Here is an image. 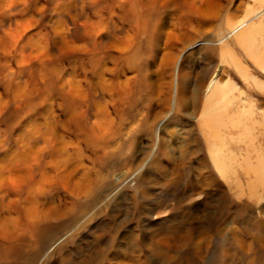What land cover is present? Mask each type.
I'll use <instances>...</instances> for the list:
<instances>
[{
  "label": "rangeland",
  "instance_id": "1",
  "mask_svg": "<svg viewBox=\"0 0 264 264\" xmlns=\"http://www.w3.org/2000/svg\"><path fill=\"white\" fill-rule=\"evenodd\" d=\"M87 18L98 23L106 21L109 15L88 13ZM40 19L38 14L32 17L13 15L9 1L0 0V264H251L252 261L264 264V243L258 241L257 231L246 227L255 217L264 221V215L257 212L256 205L251 204L247 195L238 198L239 191L231 182L235 174L225 178L218 173L222 183L218 200H214L218 202H208L209 196H206L207 202L202 205L204 212L198 217L174 218L169 206L151 213L158 209L162 200L172 195L168 186L160 183L159 173L161 168L170 167L169 158L184 164L179 171L183 183L175 189L183 188L186 180L198 173L199 159L207 160L214 168L208 146L211 137L205 135L198 123L199 113L205 105V99L194 85L200 72L207 67L218 72L224 67L229 89L236 94L241 92L244 97L251 94L255 100H260L263 97L255 94L259 89L232 64L224 62L221 66L219 55H210L207 59L208 54L202 51L196 61L190 58L187 62L186 69L190 74L186 72L182 82L186 90H183L180 106L166 116L167 122L161 113L166 107L165 101L171 98V84L168 78H160L159 72L165 71V66L159 62L153 67L152 81L156 87L153 113L138 117L135 109H127L125 116L118 118L108 105L109 120L93 115L94 107L89 103L78 110L84 123L106 138L105 147L97 146L78 130L72 118L74 109L67 106L62 97L59 70L72 73L75 53L60 51L61 43L54 39L51 24L45 20L37 22ZM255 19L259 22L261 16ZM113 22L120 31L127 27L120 18L113 17ZM195 29L189 32L201 39L203 33L219 34L217 25L207 29L210 32ZM38 31L43 36H38ZM29 36H32L31 40ZM180 40L177 41L179 46ZM237 46L234 50L238 61L251 74L250 81L264 85V70L244 58L242 47ZM172 50L179 53L181 47ZM80 56L87 60L85 54ZM141 92L144 97L149 95L146 88ZM47 106L52 108L49 113ZM26 120L29 123L24 122ZM50 121L69 142L65 145L66 159L63 161L53 154L51 144L46 142L45 128ZM28 125H34L37 132H34V138L23 140L18 134L24 132L26 126L29 128ZM221 133L226 143L223 152L227 158H234L232 165L240 169L243 162V155L238 150L240 137L225 128ZM30 144L34 147L33 152L28 149ZM154 160L159 161V169L151 166ZM9 168L16 170L9 172L12 176L8 175ZM149 168V177H153V181L146 179L139 185L136 179ZM71 169L77 176L68 184L61 182V174ZM239 172L240 184L247 194L248 177L241 170ZM83 173L91 176L83 177ZM157 179L160 182H156ZM72 183L81 187L80 197H75L70 187ZM91 195L98 197L93 199ZM44 220L48 233L33 235L31 225ZM201 228L207 237L198 232ZM261 234L264 236V232ZM55 241L63 242L62 249L51 253V244ZM240 241L246 244L245 247Z\"/></svg>",
  "mask_w": 264,
  "mask_h": 264
},
{
  "label": "bare ground",
  "instance_id": "2",
  "mask_svg": "<svg viewBox=\"0 0 264 264\" xmlns=\"http://www.w3.org/2000/svg\"><path fill=\"white\" fill-rule=\"evenodd\" d=\"M8 1L13 15L31 17L33 14L40 15L42 19L37 20V22L45 20V22L51 24L50 27L55 34L54 39L61 43L60 51L75 53L72 73L67 74L59 70L60 74L58 75L63 85L62 97L65 104L74 109L72 118H74L78 130L92 144L97 146H102L107 141L104 136L97 134L98 130L96 131L93 127L87 126L88 124L86 125L79 117L78 110H82L81 108L86 103L92 104L95 111L93 115L95 113L96 117L100 119H111L108 105L118 118H123L127 109H135L134 111L138 114V117L139 115L144 116V113L149 114L155 111L154 94L156 93V87L154 81H152L155 71H153V67L159 62H163L162 65L165 66V71L159 72V76L160 78H168L171 84V98L165 101L166 107L161 113L163 114L162 119L165 120L166 116L181 104L185 92L183 90H186L183 89L182 82L186 72L189 73L186 68L190 58L192 61L197 60L201 57V52L206 51V54H208L207 59H210V55H219L222 59L221 66L224 62H228L236 67L241 75L249 80L250 84L259 89V93L255 94L257 96L261 95L263 98L255 100L251 94L244 97L241 92L237 94L232 92L229 89L228 82H226L227 75H224V67H220L218 72L212 71L211 67H207L200 72V75L194 80V85L197 93L203 96V100L205 99V105L199 113L198 123L205 131V135L208 134L211 137L208 140V146H210V159L214 168L209 165L207 160L199 159V164L196 167L198 173L190 176L183 188L175 189L178 184L183 183L179 171L184 164L181 160L169 158L170 167L165 166L164 169H160L159 173L162 180L160 182L157 179L156 182L159 181L168 186L172 195L171 198L162 200L158 209H151V213L158 212L161 208H165L164 206H169L168 208L172 211L170 215H174V218L198 217L200 212H204L202 205L207 202L205 200L206 196H209L208 202L212 203V201L218 200L216 197L219 196L218 192L221 191L222 187L219 174L222 177L229 178L232 173L235 174V177L234 181L231 180V182L239 191L238 198L242 199L243 196L247 195L251 204L256 205L257 212L264 215V85L257 81H254V83L250 81L251 74L240 65V60L234 50L239 44L242 47L241 50L244 51V58L247 57L255 66L264 70V0ZM88 13L95 16L108 14L109 18L98 23L97 21L92 22L87 18ZM258 16H261L259 22L255 19ZM113 17L120 18L123 24L127 25L126 29L123 31L118 30L113 22ZM215 25L219 30L217 35L203 33L201 39L189 32L190 29L194 28H198L197 31L199 29H206L207 31ZM37 35L43 36L39 31ZM28 39L31 40L32 36H29ZM179 39L182 40L181 46L177 42ZM183 43H185V46ZM178 47H181L179 53L172 50ZM237 47L239 48V46ZM80 54H85L87 60L84 61ZM209 63L211 62L209 61ZM45 73H47V76L48 70ZM51 75L53 74L51 73ZM46 76H44V79ZM145 88L148 89L149 95L144 97L141 91ZM51 109V106H47L48 113ZM51 121L45 128L46 142L51 144L53 154L59 155L63 161L66 159L64 158L66 156L65 145L69 142L65 140L64 135L56 130ZM24 122L29 123L27 120ZM27 123L25 124L27 125ZM28 126L29 128L26 126L24 132L19 131L18 135L23 140L34 138V132H37L34 125ZM223 128L237 133L240 137L238 150L243 155L240 169L232 165V162H235L234 158H227V154L223 152L224 146H226L221 133ZM163 141L165 142V140ZM33 148L31 144L28 147L32 152ZM13 162L15 163V161ZM158 164L159 161L154 160L151 166L157 168ZM67 165L66 167H69ZM6 169H4L5 173ZM9 169L8 173L16 171H12V168ZM73 170L61 174V182L68 184L72 181L77 176ZM149 170L150 168L136 179L139 185L144 184L146 179H150ZM239 170L248 177L246 182L247 194H244L243 186L240 184ZM10 173L8 175H11ZM87 173H83L82 176L90 177L91 175ZM26 174L23 175L27 176ZM151 179L153 181L154 178L151 177ZM70 187L73 188L75 197H80L81 187L77 183H72ZM91 198L96 199L95 195H91ZM88 201L85 202L88 203ZM166 212L168 213V211ZM46 220L50 219L46 217ZM46 220L31 225L30 231L33 235L45 236L48 233ZM246 227L252 229V231H257V234H259L258 241L260 244L264 243V236L261 234V232H264L263 220L255 217L247 222ZM174 231L177 233L176 229ZM198 232L207 237L204 229L201 228V231L198 229ZM62 243V241L52 243L51 253L61 251ZM239 243L242 247L246 245L242 241ZM5 247L9 248L8 246ZM250 263L255 264L256 262L252 261Z\"/></svg>",
  "mask_w": 264,
  "mask_h": 264
}]
</instances>
